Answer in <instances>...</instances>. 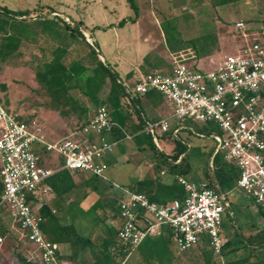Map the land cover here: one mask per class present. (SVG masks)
<instances>
[{
	"label": "rangeland",
	"instance_id": "rangeland-1",
	"mask_svg": "<svg viewBox=\"0 0 264 264\" xmlns=\"http://www.w3.org/2000/svg\"><path fill=\"white\" fill-rule=\"evenodd\" d=\"M134 1L138 13L130 6L128 0H0V8L12 12L42 8L45 13L55 11L44 16L49 19H54L56 15L73 25L81 23V32L86 39V34L91 38L93 48L103 60L99 55L98 57L112 72L119 74L132 92L134 84L126 79L127 74L134 72L133 79L136 81L139 71L143 72L141 66L148 56L150 63L159 66V72L167 73L177 61V57L171 52V46L178 48L183 42L217 34L220 39L219 50L213 56L186 64L191 67L197 63V69L200 71L213 70L224 57L235 55L243 47L255 42L264 46V0H248L217 7L213 6L211 0ZM124 20L127 22L120 25ZM239 23H243L244 27L238 28ZM0 84L8 85L9 110L12 113L25 114L26 117H30L32 112L37 113L40 122L38 124L48 139L57 141L61 137L52 133L54 126L59 128L54 130L59 131L61 135L78 130L77 121L62 118L64 123H60V115L56 113L58 110L52 107L51 98L40 88L41 84L36 80L32 69L23 66L20 60L16 59L4 66V70L0 72ZM107 93L108 89L103 97ZM0 97H4L3 92H0ZM88 104L89 114L92 115L97 106L90 102ZM52 109L55 110V117L48 115ZM144 109L147 118L154 121L150 116L152 109L149 110L145 106ZM134 110L137 111L136 108H131V112ZM141 117L140 121L139 118L136 119L138 127L135 130L138 132L131 130V139L116 145L114 152L105 157L108 181L101 183L100 191H92L87 196L83 204L85 218L71 220L80 235L85 236L88 229L95 230L98 222L112 216L114 207L111 202L120 198L121 191L117 186L131 187L145 178H158L160 182H170L172 190L176 193L184 191L178 183L179 176L197 182L209 168L216 148L212 125L192 121L180 123L169 118L167 123L172 131L171 137L163 134L161 128H156V134L150 135L144 130V115L141 114ZM176 125L184 127L178 134L174 132ZM151 140H154L157 149H152L149 144ZM181 152L185 153V162L182 166L171 168L172 162L168 158ZM50 156L52 162L57 163L58 156ZM219 157L223 155L220 154ZM186 166L188 168L183 172L182 169ZM162 171L164 175H161ZM227 202L230 208L223 214L222 237L225 241H230L232 252L226 257L216 255L207 238H204L194 249L188 251H181L176 243L171 242L169 250L172 258L179 253L182 257L201 255L217 264H226L228 260L247 255L245 249L239 248L244 245V241L247 242L249 236L264 230V217L260 215L254 199L238 187L227 195ZM5 219L8 222L9 217L6 216ZM105 224L118 230L121 219H107ZM101 227L105 229L102 224ZM151 240L145 244L153 243ZM241 240L243 242H239ZM158 243L155 241L153 247L143 245L134 248L124 264H146L148 261L167 259L166 253L160 251L157 246Z\"/></svg>",
	"mask_w": 264,
	"mask_h": 264
},
{
	"label": "built area",
	"instance_id": "built-area-1",
	"mask_svg": "<svg viewBox=\"0 0 264 264\" xmlns=\"http://www.w3.org/2000/svg\"><path fill=\"white\" fill-rule=\"evenodd\" d=\"M237 27L241 29L244 24ZM152 91L172 105L171 118L175 121L215 124L220 129L221 135L214 136L217 152L238 168V189L264 207V46L257 42L245 46L224 57L211 71L191 69L175 61L170 74H140L134 92L146 95ZM18 118L0 101V178L4 185L0 215L10 217L21 236L36 248L42 264H65L59 245L48 240L42 230L44 218L36 209L35 199L53 192L48 181L60 170L102 177L104 159L117 145L108 141L115 123L106 107L98 108L90 122L77 130L88 142L90 135L97 138L86 145L74 137L52 141L36 122L25 123ZM159 126L164 133L169 131L167 120ZM39 152L60 156L64 165L59 169L41 167ZM178 183L185 198L167 204L123 189L124 198L118 204L122 220L118 237L138 248L169 228L181 251L192 250L207 238L214 253L221 255L226 242L222 237L223 214L229 208L225 196L183 177ZM4 242L0 235V246Z\"/></svg>",
	"mask_w": 264,
	"mask_h": 264
},
{
	"label": "trees",
	"instance_id": "trees-1",
	"mask_svg": "<svg viewBox=\"0 0 264 264\" xmlns=\"http://www.w3.org/2000/svg\"><path fill=\"white\" fill-rule=\"evenodd\" d=\"M243 1L248 0H211L215 7L233 5ZM128 2L138 13L135 1L128 0ZM51 13L53 14L55 11L45 13L44 9L36 8L34 10L12 12L6 8H0V71L3 69L2 65L16 59L20 60L23 66L29 67L34 71L36 80L44 87L51 98L52 107L60 111L64 118L76 114L78 110L80 111L78 129H81L82 125H87L92 116L89 114L88 107L85 104L82 105L80 100L71 94L73 90H78L97 108L106 107L111 115H115L122 106V102L129 97L124 85L125 82L120 78L119 74L112 72L109 66L105 65L98 57L96 50L81 32L80 29L83 27L81 23L73 25L71 22L56 15L54 19L44 17ZM18 17L22 19H17ZM25 17L31 19H24ZM32 18L37 19L33 20ZM126 22L124 20L120 22V25H124ZM219 43L220 39L217 34H209L183 42L178 48L171 46L170 49L172 54L177 57V61L186 65L192 61L198 62L203 58L213 56L219 50ZM31 47L36 48L39 54L35 51H29ZM190 68L198 70L197 63ZM141 69L145 74H149L159 70V66L150 63V57L148 56L144 59ZM133 78L134 72L126 76L128 81H132ZM106 89H108V93L103 97ZM0 92L4 93V97H0L1 103L8 112H11L8 107V85L0 84ZM142 96L148 98L156 105L162 103L165 99L162 94L154 91ZM137 112L140 113V110L137 109ZM18 119L25 123L31 121L30 117L27 119L19 117ZM207 125L213 126L215 135H221L220 129L215 124ZM135 129L134 132H137L138 130ZM171 133L172 131L168 132L167 135L171 137ZM117 134V129L114 127L113 133L108 136V141L112 143L119 140ZM87 138L89 140L95 139L92 135ZM149 144L152 149H157L152 140ZM51 154L39 152V165L45 168H61L64 165V160L58 156L57 163H54L52 162ZM182 154L183 152L174 154L168 160L178 161ZM219 156L220 153H217L213 159V174L217 187L213 182L208 183L207 187L220 193H226L237 187L240 172L237 167L227 163L223 157ZM185 159L184 157L179 165L171 164V168L182 166ZM182 171L185 172L186 170L182 169ZM65 175H68V171L60 170L49 179V184L52 185L53 190L58 195V187L54 184V181L63 178ZM97 179L98 177L94 176L93 179L87 181H93L97 184L92 188L93 191H100L101 189L100 185L98 186L99 181ZM159 182L158 178H145L126 188L130 193L145 194L152 202L167 204L169 203L167 199L160 202L156 198L158 195L156 197L152 195L154 185ZM3 188L4 185L0 178V200ZM74 189L75 186L69 187L63 193ZM172 192L174 191L172 190ZM184 198L182 192H176L172 201ZM37 202L38 199H35V203ZM111 204H113L114 212L107 219H115L120 216L118 201L114 200ZM256 206L260 215L264 217V207L260 204H256ZM39 213L44 218L42 230L47 239L60 245L68 244L71 246L73 253L65 258L67 261H77L80 251L94 248L100 250L95 264H124L134 249L130 244L120 240L118 237L119 229L115 230L112 227H107L105 224L107 219H102L95 227L94 231L96 233L86 238L79 234L74 225L67 224L62 218L56 216L48 206H43ZM101 224L105 229L101 227ZM161 234L162 241L165 243L173 242V231L171 229L164 228ZM0 235L4 238V244H7L8 248H18V240L8 229L1 215ZM245 242L239 249L241 247L245 249L247 255L243 258L228 260L226 264H264V230L249 236L246 244ZM232 249L230 241H226L222 247L221 257L229 255ZM196 258L201 259L203 264H217L212 259L201 257V255H197ZM18 260L23 264H28L21 255H19ZM146 264L154 263L148 261Z\"/></svg>",
	"mask_w": 264,
	"mask_h": 264
},
{
	"label": "crops",
	"instance_id": "crops-1",
	"mask_svg": "<svg viewBox=\"0 0 264 264\" xmlns=\"http://www.w3.org/2000/svg\"><path fill=\"white\" fill-rule=\"evenodd\" d=\"M91 39V38H90ZM91 41V40H90ZM91 45L92 41H91ZM33 49V50H32ZM29 51H35L37 54H39L38 50L36 48L31 47L29 49ZM8 64V63H7ZM3 69L0 71L2 72L4 70V66H6V64L2 65ZM172 67L168 69L167 73L164 74H170L172 72ZM139 70V69H138ZM33 71V70H32ZM154 72H159L158 70H155ZM34 73V71H33ZM35 74V73H34ZM140 74H145L144 71L141 72L139 71L138 76H136V80L139 77ZM132 82H136L134 79H132ZM126 87V92L128 94L129 90L131 92V94H128L129 97L126 98L123 102H122V106L120 107V109L118 110V112L115 115H111L113 122L115 123V127L117 129V136L118 139L117 141V145L121 144L122 142H124L127 139H131V130H134L136 127V119L139 118L142 120L141 114L144 115L145 117V128L144 130L147 131L150 135L151 134H156L155 130L156 128H161L159 126V124L162 121H166L169 118H171V115L173 113V107L172 105L167 102L165 99L163 100L162 103L160 104H154L153 102H151L148 98L142 96V95H138L135 92H132L131 89H129L127 87L126 84H124ZM40 88L43 91L44 87L41 85ZM35 91L37 92V88L35 89ZM79 92L78 90H73L71 92V94L75 97H77L81 104H85L86 106H89V100L83 96L80 92L78 94H80L78 96L77 93L75 92ZM47 94V92H46ZM48 96V94H47ZM49 97V96H48ZM144 106L147 107L149 110L152 109V113H151V117L152 120L147 118L145 112H144ZM131 108H136L140 110V113H138L137 111L135 112L132 111L131 112ZM98 109V108H97ZM96 109V111H97ZM55 110H51L50 112H48V115L51 117L54 116V112ZM95 111V112H96ZM95 112L91 115L93 116L95 114ZM56 113L58 115H60V120H61V124L64 123V120H62V118H64L61 114L60 111H56ZM17 115H19V117L27 119L29 117H26L25 114H21V113H15ZM32 115H29L31 118L30 122H36L37 124L40 123L39 122V117L37 115V113H31ZM80 115V111L78 110L76 114H73L70 117H67L66 119H70L73 121H80L79 120V116ZM166 115V116H165ZM136 116V117H135ZM55 117V116H54ZM58 117V116H57ZM135 117V118H134ZM65 119V118H64ZM67 120V121H68ZM49 124V122H48ZM51 124V123H50ZM39 125V124H38ZM54 125H52L53 127ZM151 126H153V129H151ZM54 129H59V128H55ZM52 129V133L54 135H59L61 136L59 140L68 138V137H74V138H78L80 140H82L86 145L90 144V143H94L97 141V138L93 139V140H89L90 142L85 140V136L82 135V133L78 132V131H72L69 132L65 135H61V133H59V131ZM184 127L176 125L174 132L176 134H178L181 130H183ZM162 131V129H161ZM171 131V128L169 126V131ZM138 132V131H137ZM163 132V131H162ZM168 132L163 134H168ZM154 139H157L156 137H154ZM215 140V139H214ZM154 143V140H152ZM156 143H158V140L155 141ZM216 142V141H215ZM156 146V145H155ZM217 146V143H216ZM217 148H215L214 153L212 155L211 161L209 163V168L205 170V172L203 173L202 177L199 178L200 183L203 184H208L213 182L214 185H216V180L213 174V159L215 157V155L218 153ZM221 154V153H220ZM185 157V153L183 152V154L181 155V157L179 158L178 161H173V159H169V161L172 162L173 165H179L183 158ZM186 158V157H185ZM186 160V159H185ZM185 162V161H184ZM187 166L185 168V170H187ZM161 175H164V171L161 172ZM94 176L87 174V173H83V172H70L68 171V175H65L63 178H60L58 180L54 181V184L58 187V192L59 195L57 193H55V191L53 190V192L47 196H42L36 206V209L38 211H40V209L43 206H48L53 213L62 218L67 224H72L71 220L73 219H84L86 216V212L83 209V204L86 201L87 196L90 194V192H92V188H94L97 184H95V182L91 181V182H87L90 179H93ZM182 177V176H179ZM178 177V178H179ZM99 181L98 186L101 185V183L107 182L108 181V177L106 176V172H104V175L102 177H98L97 179ZM49 184V181H48ZM51 187L52 185L49 184ZM75 186V189L73 191H69V192H64V190H66L69 187ZM154 192H153V196H157L156 197L158 199V201L163 202L164 199H167L169 202L172 201V198L174 197V192H172L171 190V186L172 184L170 182H159L158 184L154 185ZM217 187V185H216ZM122 189H120V198L116 199L119 202L124 198V193H123V189L127 190L128 192H130L126 187L121 186ZM53 189V187H52ZM182 195L185 197L186 193L185 191H181ZM227 201V195L231 194L230 192H226V193H222ZM149 198V197H148ZM230 208V207H229ZM228 208V209H229ZM6 216L9 217L7 214H5L3 216L4 222L6 224V226L8 227V229L11 231V233L16 237V239L18 240V248H8L7 244L0 246V264H15V261L17 264H23L21 261L19 262V255L22 256V258H24L28 264H42L38 258V252L36 250V248L30 244L25 238H23L21 236V233L19 231V228L13 223V221L10 219L8 222L6 221ZM120 217V216H119ZM100 218V217H99ZM121 219V218H120ZM99 223V222H98ZM73 225V224H72ZM121 225H122V220H121ZM121 227V226H120ZM85 236L83 237H91L94 233H96L94 230L90 231L89 229L87 230V232H85ZM162 234H160L159 236L152 238L151 241H159L158 245L160 248V251H163L166 253L167 255V259L166 258H161L157 261H152V263L154 264H203V261L200 259H197V255H188V256H180L181 254H177L176 256H173L172 258V254H170V250H169V244L171 242H164L162 241ZM174 242V239H173ZM147 243V242H146ZM175 243V242H174ZM153 243H149V244H145V242L141 245H147V247H153ZM59 245V254H60V258L61 260L65 263V264H95L97 257L99 256L100 250L99 249H94V248H88L86 250L80 251L79 255L77 257V261H67L65 258L69 257L72 255L73 251L70 245L68 244H58ZM169 253V254H168ZM171 256V258H169Z\"/></svg>",
	"mask_w": 264,
	"mask_h": 264
},
{
	"label": "water",
	"instance_id": "water-1",
	"mask_svg": "<svg viewBox=\"0 0 264 264\" xmlns=\"http://www.w3.org/2000/svg\"><path fill=\"white\" fill-rule=\"evenodd\" d=\"M87 36V41L91 44L90 38L89 36L86 34ZM95 49V48H94ZM96 50V49H95ZM96 52L98 53V51L96 50ZM99 57L103 60V58L100 56V54L98 53Z\"/></svg>",
	"mask_w": 264,
	"mask_h": 264
}]
</instances>
